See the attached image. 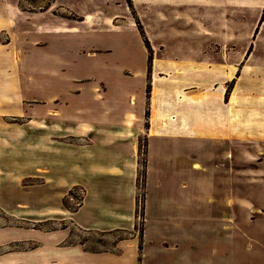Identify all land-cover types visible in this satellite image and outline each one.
<instances>
[{
  "label": "rangeland",
  "instance_id": "374dc122",
  "mask_svg": "<svg viewBox=\"0 0 264 264\" xmlns=\"http://www.w3.org/2000/svg\"><path fill=\"white\" fill-rule=\"evenodd\" d=\"M72 2L0 0V26L65 17L104 34L68 78L13 47L0 60V255L50 239L119 246L129 264H264V0ZM218 95L234 142L186 138L180 112Z\"/></svg>",
  "mask_w": 264,
  "mask_h": 264
},
{
  "label": "crops",
  "instance_id": "0c3cea01",
  "mask_svg": "<svg viewBox=\"0 0 264 264\" xmlns=\"http://www.w3.org/2000/svg\"><path fill=\"white\" fill-rule=\"evenodd\" d=\"M72 1L73 0H66V1L63 0L62 6L66 11L67 10L72 11V9H70L69 6L70 4L73 3V6L77 5ZM81 8L82 10H80L79 13L83 14L84 20L82 22L80 21L79 22L76 21V22L87 23L85 17L88 13L86 9H83L82 6ZM47 11H44L43 14L46 13ZM82 11L85 12L83 13ZM72 20L73 19L63 17V18L46 20L42 22L40 21L39 23L36 24L16 23V27L12 23L11 24L9 23V25L8 23H5L6 26H8V28L2 25L0 26V32H4L6 30L7 36L9 38V43L2 44L0 42V48H2L0 50V60L6 59L5 53H8V58H9L10 51L8 52V49L6 48L13 47V51L14 52L16 51L18 52V54H20L21 60H27L35 57L40 61H43L41 67L43 70L49 71V74L54 75V73L58 72V74L62 73L66 78H68V76H72L66 73V71L71 70V68L73 67L74 64H76V62L80 60H84L86 63H95L98 60V58L89 60V58L81 56L80 54H77L75 51H81V49L84 48L82 47L83 46L82 44L85 43L86 40L97 38L98 35H104L99 32L97 33V32L80 31L82 26L80 25L78 27H75L74 24L71 23ZM26 32H30V33L28 34ZM112 38L114 39V41H120V42L122 41V36L119 37L113 35ZM64 45L66 46L63 49H60ZM97 51H99L98 53L103 52L102 50H97ZM76 54L80 59L73 60L74 59L73 57ZM96 55L98 56V54ZM65 58H70V61L68 62ZM71 59L73 60V62H71ZM19 68H20L18 72L19 75L25 73L22 72V70H25L23 67H19ZM56 80L58 81V79ZM64 84H66V86L69 87L67 79L65 78L63 79L61 86H63ZM185 97H186L185 100L189 98L186 95ZM207 98H209L210 101L212 99L211 96H208ZM204 100H206V98ZM221 101H222V95L221 96L218 95L217 103L214 106L211 103L210 104L200 103L199 105L196 104L195 106L192 107L191 105H189L191 103L187 102V104L189 103L188 107H192V111L194 110V112L187 110H185V112L183 111L180 112V115H183L186 118L185 122L187 128H185V130L188 129V131L186 130L185 132L187 134L186 138L194 137L197 140H201V141L210 140L212 142L213 141L234 142L236 138V125H235L236 118L234 117V115H230L229 113L230 106L228 107L227 105L225 109V106L219 105ZM232 108L235 113V108L233 106ZM191 114L193 115L189 117ZM66 118H69V116H67ZM188 120H192L193 123L196 122V124H189ZM54 125H56V123ZM240 127L243 128L244 126L241 125ZM70 128L73 129L74 127L62 126L59 130H62V132H64ZM56 130H58V128L54 129V131L58 133V131ZM209 163L212 164L213 162H209ZM193 165H194L193 169H195L197 172L201 169L199 168L200 165L199 163L195 162ZM50 182H52L51 187L54 188L65 186L62 183H58V180L56 179H50ZM219 186H220L219 181H214L210 185H208L207 188L213 194L214 193L213 189L218 188ZM226 186L228 187V183H226ZM195 187L197 188V195H199L201 198L202 189L205 188V183L197 182ZM232 216H233L232 212L231 214L228 213L226 217L219 216V213L214 214V218L219 220L220 219L224 220V218L228 220L229 217ZM179 219H183V218L181 217ZM164 234L165 233L163 232V235ZM49 236L51 237L53 235H49ZM53 241H51L50 239H46V241H42L41 243L35 244L32 248L26 250L16 249V250H12L6 255H0V264H129L124 262V255L123 252L120 250L119 246L114 247L115 252L108 250L94 251L86 248L84 244L54 243ZM162 246L164 245L162 244ZM175 248H176L175 245H173L172 247L164 246L163 247L164 252L161 254H165L170 251L173 252L176 250ZM151 250L160 252L159 250H157V248L154 247L152 249L146 250V252L143 254L145 257L144 259L148 257ZM130 259L132 261V264H134V261L136 260V255H134ZM141 263L144 264L143 261ZM173 264H189V263L187 261V258H185V256L179 255L177 263H173Z\"/></svg>",
  "mask_w": 264,
  "mask_h": 264
}]
</instances>
